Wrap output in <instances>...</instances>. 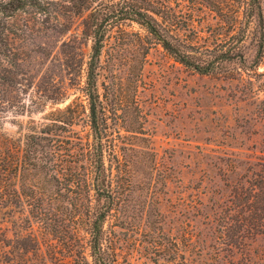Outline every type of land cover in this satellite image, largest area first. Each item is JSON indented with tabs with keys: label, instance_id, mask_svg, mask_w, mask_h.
I'll list each match as a JSON object with an SVG mask.
<instances>
[{
	"label": "rangeland",
	"instance_id": "1",
	"mask_svg": "<svg viewBox=\"0 0 264 264\" xmlns=\"http://www.w3.org/2000/svg\"><path fill=\"white\" fill-rule=\"evenodd\" d=\"M50 1L42 12H22L14 25L28 19L31 29L8 27V43L0 44V133L12 137L20 125L46 121L50 110L70 102L78 110L76 133L89 132L81 92L91 44L88 11L74 15L56 9L66 1ZM213 15L205 9L202 23H214ZM56 17L69 19L68 29L61 30ZM145 35L137 24L122 23L100 57L98 89L111 145L106 164L117 181L105 223L115 264H180L189 254L242 259L244 250L221 244L222 217L226 222L237 215L242 200L230 199L243 197L246 181H259L264 170V57L249 70L230 65L224 73L200 75L159 44L146 50ZM254 43L249 34L242 44L249 61ZM78 238L82 252L70 257L44 228L0 215V245L13 251L11 264H22L20 247L36 243L46 258L30 250L28 264H90L83 227ZM189 241L197 245L192 252ZM48 242L62 246L56 260ZM252 243L260 248L263 241L257 236Z\"/></svg>",
	"mask_w": 264,
	"mask_h": 264
},
{
	"label": "trees",
	"instance_id": "2",
	"mask_svg": "<svg viewBox=\"0 0 264 264\" xmlns=\"http://www.w3.org/2000/svg\"><path fill=\"white\" fill-rule=\"evenodd\" d=\"M64 1L56 9L67 7L74 15L88 11L91 44L81 92L86 101L89 132L84 137L76 133L78 110L70 102L50 110L46 121L20 125L18 137L0 133V215L6 221L20 220L27 226L44 228L52 240L64 245L70 257L76 258L81 251L76 242L78 230L83 227L90 264H115L106 241L105 223L116 203L117 181L111 164H106L107 150L111 148L109 125L98 89L100 57L107 38L122 23H135L146 34V50L159 44L174 61L197 74L224 73L230 65L245 71L259 65L264 57V0ZM46 3L51 1L0 0V44L8 43V27L30 30L28 19L14 25L16 20L32 8L47 10ZM205 9L214 14V23H202ZM52 21L61 30L68 29L69 19L56 17ZM249 34L255 40L251 61L242 45ZM2 75L5 79V72ZM114 157L118 159L116 154ZM246 182L243 197L237 194L230 199L232 203L242 200L236 204L237 215L226 222L222 217L221 228V244L228 251L244 250L240 253L242 259L232 255L196 258L189 254L180 264H264V170L259 181ZM257 236L263 241L260 248L252 243ZM36 244L29 250L20 247L18 258L22 264H28L25 256L30 250L46 258ZM48 244L50 258L55 259L62 246L56 249L57 244ZM186 247L192 252L197 245L189 241ZM13 258V251L6 244L0 245V264H11Z\"/></svg>",
	"mask_w": 264,
	"mask_h": 264
}]
</instances>
